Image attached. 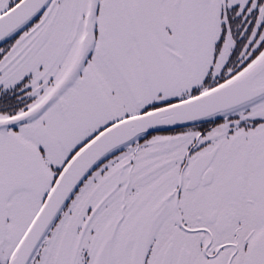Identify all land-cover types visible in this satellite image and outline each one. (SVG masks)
Masks as SVG:
<instances>
[{"label": "snow or ice", "instance_id": "snow-or-ice-1", "mask_svg": "<svg viewBox=\"0 0 264 264\" xmlns=\"http://www.w3.org/2000/svg\"><path fill=\"white\" fill-rule=\"evenodd\" d=\"M0 264H264V0H0Z\"/></svg>", "mask_w": 264, "mask_h": 264}]
</instances>
